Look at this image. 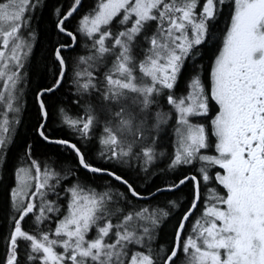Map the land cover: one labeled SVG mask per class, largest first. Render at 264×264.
Masks as SVG:
<instances>
[{
	"label": "snow or ice",
	"instance_id": "obj_1",
	"mask_svg": "<svg viewBox=\"0 0 264 264\" xmlns=\"http://www.w3.org/2000/svg\"><path fill=\"white\" fill-rule=\"evenodd\" d=\"M0 228V264H264V0H0Z\"/></svg>",
	"mask_w": 264,
	"mask_h": 264
},
{
	"label": "trees",
	"instance_id": "obj_2",
	"mask_svg": "<svg viewBox=\"0 0 264 264\" xmlns=\"http://www.w3.org/2000/svg\"><path fill=\"white\" fill-rule=\"evenodd\" d=\"M89 2H90V0H85V3H89ZM49 3H50V5L53 4V3H56V0H49ZM45 19H47V16H45ZM30 101H31V97L29 96V106H28V111H27L26 117H25V123H26L27 126H30L31 123L34 120V108L31 106V102ZM155 182L157 184H160L161 183L160 180H156ZM186 191L187 190H185V192ZM160 199L161 200H164L165 197L164 196H161ZM174 222L175 221H173V223ZM166 231H171V224L168 226V229H166ZM3 234H4V229L3 228H0V237H2ZM2 249H3V240L0 239V252H2Z\"/></svg>",
	"mask_w": 264,
	"mask_h": 264
}]
</instances>
